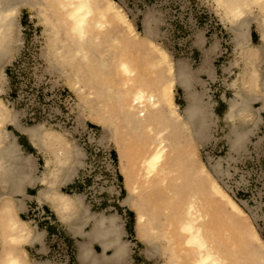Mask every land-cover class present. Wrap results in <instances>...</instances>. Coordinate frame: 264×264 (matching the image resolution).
<instances>
[{
	"label": "bare ground",
	"instance_id": "bare-ground-1",
	"mask_svg": "<svg viewBox=\"0 0 264 264\" xmlns=\"http://www.w3.org/2000/svg\"><path fill=\"white\" fill-rule=\"evenodd\" d=\"M211 1L214 13L222 12L233 22L253 9L264 13V0ZM20 7L31 9L39 17L43 14L44 21L47 13V29H44L47 31V52H54L50 65L47 59L48 73L68 79L67 84L78 97L75 102L78 111L87 114L90 121L102 128L104 138L113 141L118 169L127 191L121 203L135 212V236L144 243L148 256L163 255L164 264H264V243L248 221V215L230 194L209 179L208 169L192 167V161L186 169L171 166L170 154H175L182 146L184 130L189 129L193 139H205L211 116L215 114L209 101L200 100V94L194 91V71L185 63L179 62L177 66L171 63L164 50L150 40L153 34L147 18L150 15L146 14L143 34H138L124 9L114 0H0V94L5 90L2 69L20 48L21 40L17 39ZM246 24L243 22L238 27L248 26ZM240 34L242 38L243 32ZM260 49L258 46L251 49V56ZM149 51L156 56L145 61ZM254 58L247 54L246 61L252 64ZM244 76L254 80H241L239 92L228 101L224 118L228 127L225 138L231 148H238L249 133L244 120L252 111V103L260 101L258 111L264 110V80H260L259 71L246 68ZM175 85L183 89L186 99L181 111L174 102ZM18 116V111L11 109L0 97V141L5 145L7 142L10 145L13 138L4 132V126L11 123L22 128L17 124ZM122 124L128 126L129 134L125 132L121 136L118 127ZM20 130L26 132L36 146H46L44 163L48 176L61 174L72 162L73 157L68 156L64 148L65 140L57 131L42 124ZM102 140L101 137L99 141L102 143ZM15 145L14 149L12 145H2L4 149H0L3 180L13 177ZM73 154L76 158L79 150L75 148ZM171 160L172 165L177 163L176 158ZM213 168L221 169L218 163ZM179 171L187 177L182 183ZM154 179L159 180L164 197L149 201V194L145 197L140 190L148 188V183ZM46 190L53 209L61 215H67L78 202L84 203L82 194L72 197L51 186ZM139 195L141 200L137 199ZM163 200L168 202L166 207H163ZM116 216H105L101 212L95 220L94 235L102 238L108 230H115L113 254L118 256L124 245L118 242L123 231ZM13 217L5 200L1 199L0 264H29L25 250L15 246L32 228ZM81 252L85 256L86 249L83 247L78 253L81 255Z\"/></svg>",
	"mask_w": 264,
	"mask_h": 264
},
{
	"label": "rangeland",
	"instance_id": "rangeland-1",
	"mask_svg": "<svg viewBox=\"0 0 264 264\" xmlns=\"http://www.w3.org/2000/svg\"><path fill=\"white\" fill-rule=\"evenodd\" d=\"M114 1L124 9L138 34H143L144 20L150 15L147 17L149 25L153 29L150 40L164 50L171 63L176 66L179 62L185 63L190 71H194L193 80L206 82L208 92L212 96L209 101L211 111L214 114L218 112V97L222 88L219 80V68L229 57V50H227V36L221 27L218 16L214 13L213 2L211 0ZM41 18H43V14L39 17L27 7L19 8L17 13L19 33L17 36L20 39L18 37L17 39L21 40L20 48L13 55L10 63L2 69L5 90L0 94V97L11 109L18 111L19 117L24 123H28V126L42 124L47 129L60 133L65 140L64 148L70 157H74L73 153L76 148L80 153L79 159H83V150L79 147L82 143L77 140L78 134H81L82 128L85 126L92 127L96 132V139L103 138L102 143L99 141L103 153L98 155L95 165L100 170L105 154L111 152L118 169L113 141L104 138L102 128L90 121L87 114L78 111L75 105V102H78V97L67 84L66 80L68 79L60 74L48 73L47 59L50 65L54 52H47V31H44L47 29V13L45 21ZM200 38H202V42L199 40L198 43ZM137 53L139 55V52ZM155 56L154 52L149 51L144 60L155 58ZM203 57L206 58L207 62L205 61V63L212 68V75L198 73V69L204 63ZM215 69L217 70L216 74L214 73ZM194 89L196 93L200 94V100L205 101L203 100V88L199 86ZM173 97L177 109L181 111L186 105V99L184 91L178 85L174 87ZM260 104V101L253 102L252 111L244 120V127L250 134H246V137L242 139L243 142L241 140L240 145L243 146L241 149L239 144L238 148L230 147L225 138L228 132L226 122L220 117L212 115L205 139H193L190 130L185 129L182 146L175 151V154H170L169 160L174 169H186L190 161H192V167L205 166L208 169L209 179L219 184L243 208L249 217L248 221L255 227L264 243V131L262 127L264 125V110L258 111ZM127 128L126 124L118 127L121 136L125 132L129 134ZM172 157L177 159V163L174 165H172ZM216 163L220 164V171L213 168ZM185 171L183 170V172ZM183 172L179 171L181 183L187 180ZM118 174L122 192L118 201H114L112 204L118 212L103 213L102 209L108 207L107 201L104 200L96 213L100 215L102 212V215L105 216H108L109 213L117 215L118 224H122V222L125 224L124 227L133 237V242L137 244L136 253L132 255L128 264H164L163 255L148 256L145 245L138 243L134 232L136 215L134 211L131 212L127 209L128 206L121 203L127 191L119 169ZM148 185V188H141V195L147 197L149 194L147 197L149 201L163 199L164 194L161 192L159 180L154 179ZM147 198H145V202ZM137 199L141 200L140 195ZM167 205L168 202L163 200V207ZM120 215L123 216L121 222ZM139 249L143 255L140 254Z\"/></svg>",
	"mask_w": 264,
	"mask_h": 264
},
{
	"label": "crops",
	"instance_id": "crops-1",
	"mask_svg": "<svg viewBox=\"0 0 264 264\" xmlns=\"http://www.w3.org/2000/svg\"><path fill=\"white\" fill-rule=\"evenodd\" d=\"M263 14L264 13L259 14L255 9H253V11L251 12H245L243 16L235 20V22L229 20V18H226L222 12L216 14L221 23V27L222 29H224L227 36V50H229V57H227V60L224 61V63L221 64V67L219 68V80L221 82L222 88L218 97L219 111L215 112V115L220 117L221 120L225 121L224 118L228 111V101L233 98L236 93L239 92V85L241 84V80H254L253 78H247L244 76V69L256 68L260 73V80H264ZM243 22L247 23L248 26L239 28L238 26H240V24ZM240 32H243L242 38ZM256 46L261 49L258 50L257 53H254L253 56H251V49ZM247 54L251 59L255 57L252 61V64H249L246 61ZM198 73L212 75V68L204 61L202 67L198 69ZM214 73H217L216 69L214 70ZM193 81L194 87L200 86L203 88V100L210 101L212 96L208 92L206 82H201L203 80ZM179 88L183 90L180 86ZM17 124L22 128L13 126L11 123H6L4 126V132L10 134L9 138H13V142L10 143L13 149V145L16 144L14 157L15 159L13 160V168H15V170H13L12 173L13 177H7L3 180L2 178H4V165L2 164V160H0V200H5L7 208L14 215L13 218H19L23 220L28 225H30L32 229L30 233L21 240V242L16 244L15 248L25 250L29 264H50L49 236L52 232L59 230L64 237L66 244L71 248L72 251L70 264H128L132 258V255L136 253L137 244L136 242H133V237L130 233H128V231L124 227L125 224L123 222L121 224V229L123 228V232L121 233L123 235L120 234L119 239L121 241L119 240L118 242L122 243L124 245V248L118 256H115L113 254L114 247L116 245L114 234L115 230L111 232L108 230V234H106L102 238L100 236L94 235L95 220L97 216H99V214L96 213V210H98L99 207H92V205L88 203L85 198H83V202L85 204L87 203L86 205L84 203L79 204L78 202V204H76L73 208L69 209L70 213L68 211L67 215H61L53 209L52 204L50 203L46 190L47 186H51L57 191L65 193L72 197L73 195L75 196V194H82V196L84 197L83 183L80 180L81 170L83 166V164L81 165V162L84 163V156L83 159H79V156H77L76 158L73 157L72 162H70L71 164L69 163L70 166L69 164L66 165V171L64 170L65 173L63 171L61 174L55 177H50V175H47V164L46 162L44 163V160H46L47 158V148H45L46 146H40V144H38L37 148L36 144L29 137V135L23 130H20L29 126L28 123H24L19 116ZM7 143L5 145L4 141H0V149H4L2 145L5 147H9L10 145H8ZM79 147L81 146L79 145ZM1 152L2 151H0V153ZM48 180L50 181V183L47 182ZM61 180L62 182H60ZM11 181L13 182V184L11 183ZM5 184L9 185L7 186L8 188ZM113 203L114 202L108 203V207L102 209L103 213H106L107 211L113 212V210H109V207L111 206L115 209V206L112 205ZM127 209L133 212L129 208ZM116 211L117 210L115 209L114 212ZM124 212H126V210H124ZM83 215H85V218H83ZM81 217L84 220L81 219ZM74 219L76 220L74 221ZM120 219V222L123 221L122 215H120ZM70 220H72V222ZM81 220H83L82 223ZM92 221H94V223H92ZM138 243H140V245H144L142 241L138 240ZM83 247L86 249L85 256H82V252L81 255L79 254ZM90 249L92 251H90ZM139 250L140 254L143 255L141 249ZM77 254H79L78 257Z\"/></svg>",
	"mask_w": 264,
	"mask_h": 264
},
{
	"label": "built area",
	"instance_id": "built-area-1",
	"mask_svg": "<svg viewBox=\"0 0 264 264\" xmlns=\"http://www.w3.org/2000/svg\"><path fill=\"white\" fill-rule=\"evenodd\" d=\"M32 120L34 119L32 118ZM262 127L264 131V125ZM77 140L81 141V148L84 152V163L80 175L84 198L95 208L99 207L104 200L108 203L117 202L122 190L118 181V169L111 152L105 154L102 168L99 170L95 163L98 155L103 153V148L99 140L96 139V132L93 128L85 126L82 128L81 134H78ZM109 210L114 211L115 209L111 206ZM49 243L50 264L71 263V248L66 244L59 230L51 233Z\"/></svg>",
	"mask_w": 264,
	"mask_h": 264
}]
</instances>
